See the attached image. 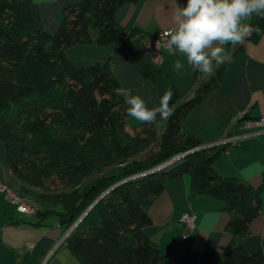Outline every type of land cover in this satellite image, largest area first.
Listing matches in <instances>:
<instances>
[{"label": "trees", "instance_id": "obj_1", "mask_svg": "<svg viewBox=\"0 0 264 264\" xmlns=\"http://www.w3.org/2000/svg\"><path fill=\"white\" fill-rule=\"evenodd\" d=\"M136 1L77 0L62 9L56 31L48 33L35 25L29 0H0V141L7 168L20 194L38 209L70 217L63 231L86 209L62 241L82 264H160L157 244L143 231L151 223L147 209L165 180L184 174L195 192L222 200L233 236L246 234L259 213L264 180L253 188L214 168L226 144L196 148L139 174L201 144L181 124L218 85L224 62L214 63L211 75L195 70L188 91L169 87L173 114L159 127L129 128L111 59L76 66L67 58L65 50L75 44L104 46L131 38L133 31L119 25L114 13ZM250 25L254 31L247 38L255 40L264 15H253ZM198 261L262 264L264 255L232 243L222 253L199 252Z\"/></svg>", "mask_w": 264, "mask_h": 264}, {"label": "crops", "instance_id": "obj_2", "mask_svg": "<svg viewBox=\"0 0 264 264\" xmlns=\"http://www.w3.org/2000/svg\"><path fill=\"white\" fill-rule=\"evenodd\" d=\"M29 1L35 25L53 33L62 9L77 0ZM185 4L186 0L123 3L116 8L114 18L124 29L133 31L131 38L104 46L75 44L65 50L66 56L76 66L110 58L119 92L125 101L131 95H140L149 107L157 105L169 87L188 91L193 85L195 70L187 65L184 57L169 55L168 50H163L159 64L147 59L145 37L168 29L174 8ZM251 21L252 17L246 23ZM255 32V40L246 37L242 44L225 45L231 58L224 62L218 85L182 121L181 129L201 144L217 142L229 134L243 131L233 116L247 105L249 118L264 117V26H256ZM90 35L95 38V29L90 30ZM238 45L240 48L232 51ZM176 60L184 64L179 71L174 68ZM140 124L128 117L129 128ZM213 165L222 176L234 177L253 188L260 187L264 180V131L226 145ZM0 181L21 193L19 182L7 168L2 141ZM260 197L259 213L250 221L248 232L233 236L226 229L229 213L222 200L195 192L190 175L184 174L164 181L162 190L147 209L151 223L144 226L143 231L157 244L162 254L160 264H199V252L222 253L232 243L245 247L250 253L264 255V187L260 189ZM184 213L193 215L195 226L181 241L179 218ZM62 234L59 216L50 213L36 217L22 213L0 192V264H82L81 258L64 243L52 249ZM27 243L33 246L28 248Z\"/></svg>", "mask_w": 264, "mask_h": 264}, {"label": "clouds", "instance_id": "obj_3", "mask_svg": "<svg viewBox=\"0 0 264 264\" xmlns=\"http://www.w3.org/2000/svg\"><path fill=\"white\" fill-rule=\"evenodd\" d=\"M253 15H264V0H186L184 6L174 8L171 26L162 34L166 42L158 46L165 47L169 55L184 57L193 70L211 75L214 62L219 65L231 58L225 45L242 44L253 34V27L246 23ZM182 67L184 64L176 60L175 70ZM173 94L171 89L166 90L152 107L140 95H131L126 99L127 114L159 127V121L173 114Z\"/></svg>", "mask_w": 264, "mask_h": 264}, {"label": "built area", "instance_id": "obj_4", "mask_svg": "<svg viewBox=\"0 0 264 264\" xmlns=\"http://www.w3.org/2000/svg\"><path fill=\"white\" fill-rule=\"evenodd\" d=\"M167 29H162L156 34H148L145 37V56L147 59L153 61L154 63L159 64L162 61V52L163 50H167L165 47H159L158 45H162L166 42V38L162 39L163 32ZM248 111H249V105L246 107H243L239 109L235 115L233 116V120L239 123L240 129L243 131L237 132L234 134H229L222 139H220L217 142L213 143H203L200 145L195 146L194 148L187 149L181 153H178L174 155L173 157L167 159L166 161L160 163L159 165H156L152 167L151 169L145 170L139 174L148 173L152 170L160 169L176 159H179L186 153L200 147L205 146H211L215 144H234L238 139L241 137H245L252 134H257L262 131H264V117H259L256 119H252L248 117ZM164 164V165H162ZM161 165V166H160ZM0 192L3 193L5 198L15 204L17 209L25 214H35L38 210L37 204L31 200L25 199V197L14 191L12 188H10L8 185H6L4 182L0 181ZM86 210V209H85ZM85 210L63 231V234L61 238L55 243L52 249H54L58 244L62 243L64 237L74 228V226L77 224L79 219L84 214ZM179 221L182 225L179 239L181 241H184L187 237L190 230H192L195 226L194 224V217L191 213H184L179 218ZM33 246L32 243H27V247L31 248ZM46 258V257H45Z\"/></svg>", "mask_w": 264, "mask_h": 264}, {"label": "water", "instance_id": "obj_5", "mask_svg": "<svg viewBox=\"0 0 264 264\" xmlns=\"http://www.w3.org/2000/svg\"><path fill=\"white\" fill-rule=\"evenodd\" d=\"M164 165V164H162ZM161 166V165H160ZM132 177V176H131ZM130 178V177H129ZM45 215V212H43L42 210L38 209L35 213L36 217H43ZM70 217H59V223L63 224L65 222H67L69 220Z\"/></svg>", "mask_w": 264, "mask_h": 264}, {"label": "rangeland", "instance_id": "obj_6", "mask_svg": "<svg viewBox=\"0 0 264 264\" xmlns=\"http://www.w3.org/2000/svg\"><path fill=\"white\" fill-rule=\"evenodd\" d=\"M10 188H11V187H10ZM13 190L16 191L14 187H13Z\"/></svg>", "mask_w": 264, "mask_h": 264}]
</instances>
